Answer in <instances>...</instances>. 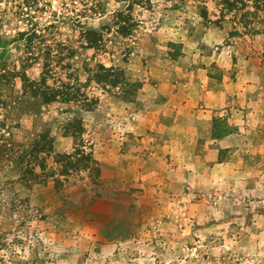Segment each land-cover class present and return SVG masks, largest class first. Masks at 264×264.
<instances>
[{
    "label": "rangeland",
    "instance_id": "rangeland-1",
    "mask_svg": "<svg viewBox=\"0 0 264 264\" xmlns=\"http://www.w3.org/2000/svg\"><path fill=\"white\" fill-rule=\"evenodd\" d=\"M0 264H264V0H0Z\"/></svg>",
    "mask_w": 264,
    "mask_h": 264
},
{
    "label": "trees",
    "instance_id": "trees-1",
    "mask_svg": "<svg viewBox=\"0 0 264 264\" xmlns=\"http://www.w3.org/2000/svg\"><path fill=\"white\" fill-rule=\"evenodd\" d=\"M56 96H57L56 94L55 95H51L50 93L45 92V96L43 95V98H45V102H51V101H53L56 98ZM78 125L80 126V124H78ZM80 129H81V126H80ZM45 139H48L47 136H45ZM45 150L50 152L51 151V145L49 144L48 147H45ZM64 158L70 159V158H73V156L71 154L70 155H64ZM88 161L90 163L92 161L91 158H88ZM65 166H67V167L70 166L68 161H66V165ZM74 168H75V166H74ZM68 172H69V170L67 168L62 170L63 175H67Z\"/></svg>",
    "mask_w": 264,
    "mask_h": 264
},
{
    "label": "crops",
    "instance_id": "crops-1",
    "mask_svg": "<svg viewBox=\"0 0 264 264\" xmlns=\"http://www.w3.org/2000/svg\"><path fill=\"white\" fill-rule=\"evenodd\" d=\"M200 90H201V94H202L203 96H204V94L209 95V94L214 93V94L219 95L220 93H222L220 90H217L216 92H215V91L212 92V90H207L205 87H202V89H197L196 92H200ZM203 90H205V92H204ZM198 95H199V94L197 93V96H198ZM209 96H210V95H209Z\"/></svg>",
    "mask_w": 264,
    "mask_h": 264
}]
</instances>
